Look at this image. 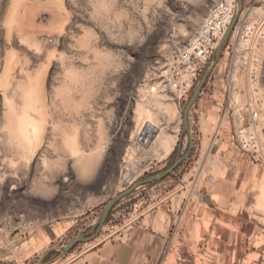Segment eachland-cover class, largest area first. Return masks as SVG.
<instances>
[{
	"label": "rangeland",
	"instance_id": "rangeland-1",
	"mask_svg": "<svg viewBox=\"0 0 264 264\" xmlns=\"http://www.w3.org/2000/svg\"><path fill=\"white\" fill-rule=\"evenodd\" d=\"M216 1L0 0V264H70L118 239L140 210L183 185V176L200 189L218 183L228 152L249 162L253 179L241 185L238 211L250 218L243 225L260 228L234 253L225 241L195 243L190 254L179 252L184 262L174 253L169 264H258L264 166L239 151L235 133L248 121L246 104L256 93L264 97V42L254 52L259 71L251 83L240 68L238 39L247 20L264 13V0H242L189 112L188 158L166 179L118 202L95 228L110 201L187 153L183 112L215 52L185 96L170 88L164 71ZM200 99L211 104L199 109ZM81 236L90 240L60 257Z\"/></svg>",
	"mask_w": 264,
	"mask_h": 264
},
{
	"label": "crops",
	"instance_id": "crops-1",
	"mask_svg": "<svg viewBox=\"0 0 264 264\" xmlns=\"http://www.w3.org/2000/svg\"><path fill=\"white\" fill-rule=\"evenodd\" d=\"M210 104V101L200 99L197 108L206 109ZM217 154L222 158L220 150L215 151L214 156ZM223 157L228 159L229 168L218 183L208 189H200L191 187L195 179L183 176V185L166 191L164 198H156L140 210L133 225L118 239L103 242L96 250L70 264H169L174 253L190 254V245L195 243L209 245L225 241L233 246L231 253L241 250L246 240L249 241L260 228L253 221H245L243 225L242 218H250L246 213L241 217L242 211H238L245 203L243 192L246 191L241 189V185L253 179V172L247 171L249 162L242 154L228 152ZM259 219L263 218L260 216ZM225 221H229L235 231L223 226ZM242 227H249V230L244 231ZM196 234L200 237L198 241ZM178 258L185 261V257L179 255Z\"/></svg>",
	"mask_w": 264,
	"mask_h": 264
},
{
	"label": "built area",
	"instance_id": "built-area-1",
	"mask_svg": "<svg viewBox=\"0 0 264 264\" xmlns=\"http://www.w3.org/2000/svg\"><path fill=\"white\" fill-rule=\"evenodd\" d=\"M237 10L236 0H217L200 21L188 43L164 71L166 83L185 96L197 82L222 40ZM240 68L254 83L259 71L255 50L264 42V13L256 15L238 32ZM248 121L235 133L236 145L249 161L264 166V97L256 95L246 104ZM258 264H264V255Z\"/></svg>",
	"mask_w": 264,
	"mask_h": 264
},
{
	"label": "water",
	"instance_id": "water-1",
	"mask_svg": "<svg viewBox=\"0 0 264 264\" xmlns=\"http://www.w3.org/2000/svg\"><path fill=\"white\" fill-rule=\"evenodd\" d=\"M236 4H237V11L232 19V21L230 22L222 40L220 41L214 55H213V59H212V64L211 66L205 71V73L202 75L199 83L197 84L196 89L194 90L190 100L188 101V104L185 107V110L183 112V118H182V128H183V132L187 133V135L189 136L190 139V146L189 149L187 151V153L183 156L178 155L176 160L174 161V163L164 172L160 173L159 175L153 176V177H149L146 179H142L140 181H138L137 183H135L132 187H130L128 190H126L125 192L121 193L120 195H118L117 197H115L112 201H110L108 203V205L105 207L99 221L96 224V227L98 230H100L103 225L105 224V221L109 215V213L111 212V210L113 209V207L120 202L121 200L125 199L126 197H128L129 195H131L138 187H142V186H146V185H150L153 183H157L160 182L164 179H166L168 176H170L179 166L180 164H182V162H184L189 154L191 153V149H192V143H191V136H190V129L188 126V115L189 112L192 108L193 103L196 101L197 97L199 96L201 90L203 89L207 78L209 77L210 73L214 70L215 66L217 65L218 60L220 59V56L222 54V51L225 49L226 44L228 42L229 36L233 30V27L237 24V21L239 19V16L241 14V10H242V0H236ZM148 134V130H143V134L141 139H144ZM152 138H149V141ZM90 238H85L84 236H81L80 238H76L74 239L72 242H70L67 246L63 247L60 249V257H64L66 254H68L77 244L80 243H85L87 241H89ZM39 264H50V262L48 263H43L42 261Z\"/></svg>",
	"mask_w": 264,
	"mask_h": 264
}]
</instances>
